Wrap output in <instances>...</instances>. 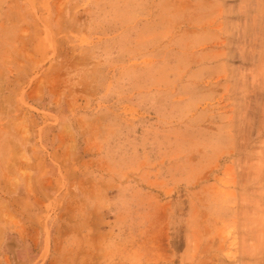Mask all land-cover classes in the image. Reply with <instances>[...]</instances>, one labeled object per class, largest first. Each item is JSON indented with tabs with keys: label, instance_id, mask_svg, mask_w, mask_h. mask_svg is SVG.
<instances>
[{
	"label": "rangeland",
	"instance_id": "374dc122",
	"mask_svg": "<svg viewBox=\"0 0 264 264\" xmlns=\"http://www.w3.org/2000/svg\"><path fill=\"white\" fill-rule=\"evenodd\" d=\"M0 264H264V0H0Z\"/></svg>",
	"mask_w": 264,
	"mask_h": 264
}]
</instances>
